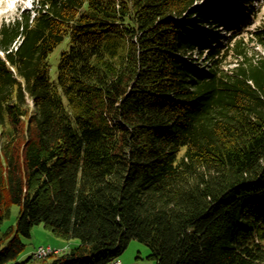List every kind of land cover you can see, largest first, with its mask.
I'll list each match as a JSON object with an SVG mask.
<instances>
[{"label": "trees", "instance_id": "obj_1", "mask_svg": "<svg viewBox=\"0 0 264 264\" xmlns=\"http://www.w3.org/2000/svg\"><path fill=\"white\" fill-rule=\"evenodd\" d=\"M210 1L34 0L0 24V224L20 206L0 264L40 223L79 243L14 264H108L131 239L155 264H264V20Z\"/></svg>", "mask_w": 264, "mask_h": 264}, {"label": "rangeland", "instance_id": "obj_2", "mask_svg": "<svg viewBox=\"0 0 264 264\" xmlns=\"http://www.w3.org/2000/svg\"><path fill=\"white\" fill-rule=\"evenodd\" d=\"M34 0H0V24L3 21L12 20L17 14L23 11L30 10L33 5ZM223 2H228V0H211L209 3L213 6L220 7ZM252 5L256 11V16L250 18L245 15L241 17L240 23L231 22L234 29L240 30L244 25L253 24L256 25L258 22L264 20V0H252ZM192 25L196 24L201 26L202 29L208 30L209 26L205 23H197L193 18L191 21ZM240 26V28H239ZM211 31L215 36H219L218 42H222L228 36V32L224 31L223 28H211ZM65 42L58 45L49 54V64H50V76L53 79L56 74V66L59 59L60 51L64 48ZM20 206L18 204H10L8 215L2 220L0 224L1 231H5L8 227H15L16 220L19 214ZM21 241L25 244L24 249L21 251L16 260L10 261L8 264H14L15 262L25 260L32 252L39 246H50L56 249H68L70 247L76 246L79 243L78 239H63L53 235L43 223L34 225L31 229V235L29 237L21 236ZM61 246H64L61 248ZM120 264H155L154 258L151 257V251L145 242L131 239L124 250L118 257Z\"/></svg>", "mask_w": 264, "mask_h": 264}, {"label": "built area", "instance_id": "obj_3", "mask_svg": "<svg viewBox=\"0 0 264 264\" xmlns=\"http://www.w3.org/2000/svg\"><path fill=\"white\" fill-rule=\"evenodd\" d=\"M49 248H52V247H50V246H46V247L39 246L38 248H36L32 252V256L35 255V254H46V255H49ZM108 264H120V261H119V259H113Z\"/></svg>", "mask_w": 264, "mask_h": 264}, {"label": "bare ground", "instance_id": "obj_4", "mask_svg": "<svg viewBox=\"0 0 264 264\" xmlns=\"http://www.w3.org/2000/svg\"><path fill=\"white\" fill-rule=\"evenodd\" d=\"M60 250L56 249V248H49V254H53V253H58ZM48 255L46 254H35L32 257L33 258H42V257H46Z\"/></svg>", "mask_w": 264, "mask_h": 264}, {"label": "crops", "instance_id": "obj_5", "mask_svg": "<svg viewBox=\"0 0 264 264\" xmlns=\"http://www.w3.org/2000/svg\"><path fill=\"white\" fill-rule=\"evenodd\" d=\"M64 246H61V248H63Z\"/></svg>", "mask_w": 264, "mask_h": 264}]
</instances>
